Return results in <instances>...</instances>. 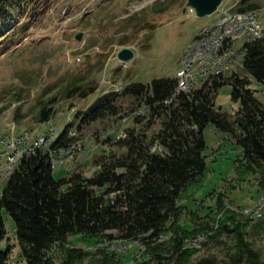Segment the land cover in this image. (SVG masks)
I'll return each instance as SVG.
<instances>
[{
	"label": "trees",
	"instance_id": "1",
	"mask_svg": "<svg viewBox=\"0 0 264 264\" xmlns=\"http://www.w3.org/2000/svg\"><path fill=\"white\" fill-rule=\"evenodd\" d=\"M50 1L0 0V53L35 22ZM235 5L247 10L261 6L257 0H239ZM162 8L157 5L154 9ZM140 13L136 11L130 17L139 22L145 16ZM147 27L152 30L155 26L148 23ZM243 52L249 75L221 73L199 87L180 90L177 77L171 75L156 76L147 82L130 81L120 89L99 94L84 109L76 111L74 125L75 121L66 122L48 149L36 147L23 154L8 175L0 192V240L7 234L5 210L14 220V234L27 264H75L87 251L76 244L68 246V235H84L93 241L137 240L147 247L149 258L158 263L174 258L175 264H189L193 250L181 248L183 238L210 224L202 213L179 200L182 191L201 180L207 170L204 129L209 122L232 134L242 146L237 159L239 167L246 174L257 173L259 184L264 187V101L251 87L250 78L264 82V36L246 41ZM227 83L232 84V98L240 103L233 116L216 104L219 88ZM96 87L93 76L71 78L58 92L38 98L33 121L50 119L56 111L54 103L61 96L84 97ZM13 97L22 98L20 87L14 90ZM122 97L136 102L130 108L146 110L134 115L141 125L126 127L123 136L108 131L115 149L94 158L96 172L86 174L75 169L56 177L49 150L72 146L77 139L73 127L78 129L105 114L121 117ZM18 109L15 118H19ZM226 196L224 191H218L215 203L207 205L208 214L212 215L215 205L216 216L220 215L211 239L231 232L238 238V251L233 254L236 263L245 260L248 264H264L259 252L245 240L243 222L239 213L226 205ZM185 212L191 219L181 221ZM164 235H169L168 239L160 238ZM55 245L64 250L57 262L50 252ZM9 251L10 243L0 248V264H7ZM104 255L119 263L125 260L121 253ZM214 263V259L204 258L192 264Z\"/></svg>",
	"mask_w": 264,
	"mask_h": 264
},
{
	"label": "rangeland",
	"instance_id": "2",
	"mask_svg": "<svg viewBox=\"0 0 264 264\" xmlns=\"http://www.w3.org/2000/svg\"><path fill=\"white\" fill-rule=\"evenodd\" d=\"M187 1L51 0L35 22L25 32L13 38L5 51L0 53V145L5 137L17 135L24 130L43 133L55 125V133L51 135L53 139L66 122L75 121L74 125L76 111L84 109L99 94L120 89L130 81L147 82L156 76H175L183 50L192 41L199 27L219 18V9L202 16L194 8L191 9L192 6ZM257 1L261 6L255 10L264 24V0ZM238 2L239 0H223L221 4L223 7H233ZM157 5H163V8L154 9ZM136 11L141 12L140 15L145 14L139 22L136 17H130ZM148 23H153L155 27L150 30ZM77 33H81L79 38L76 37ZM234 42L235 48L240 49L245 38L239 36ZM124 45L130 46L134 51L133 56L126 61L120 60L116 55L118 49ZM227 46L222 49L226 51V63L222 73L225 76L234 72L249 75L241 54H237L230 62L229 58L233 53L228 52L230 46ZM188 54L186 59L189 58ZM77 76H93L96 89L84 97L61 96L54 103L56 111L50 119L40 123L33 121L32 113L38 106V98H46L55 91L58 92V88ZM250 78L251 87L264 101V82L252 76ZM19 87L22 98L17 100L13 97V92ZM231 92L232 84L221 86L216 95V104L233 116L240 103L232 98ZM121 101V117L119 114H105L78 129L73 127L72 131L77 136L73 146L54 149L63 154L61 158L55 157L56 163L52 171L56 177L75 169L86 174L96 172L98 166L94 163V158L100 153L115 149L111 144L112 140L108 138V131L119 136L126 127L141 125V122L135 120L134 114L131 115L137 110V113L141 112L139 108H130L136 102L130 103V99L123 97ZM5 104L8 105L2 107ZM18 107L19 118H15ZM204 134L207 141V170L201 180L189 184L182 191L179 201L202 213L210 225L207 229L185 236L181 248L188 246L186 249L193 250L189 264L204 258L214 259V264H248L245 260L236 263L237 257H233L238 251V238L235 234L223 232L211 239L220 215L216 216L215 205L212 215L216 218L208 214L207 205L215 203L218 191H224L227 194L226 205L239 213L238 218L243 222L241 230L245 240L259 252L261 260L264 261V207L261 213H246V209L252 208L264 197V187L259 184L260 176L257 173L246 174L244 168L239 167L237 159L242 153V146L235 141L232 134L218 128L213 122L206 125ZM50 138L49 141L52 140ZM74 146L79 148L74 150ZM3 148L0 146V149ZM6 171L0 173V192L7 182ZM246 217L251 219L247 221ZM3 218L7 234L0 240V248L10 243L7 264H27L20 254L14 234V220L5 210ZM190 219L188 212L183 213L181 221ZM110 231L117 233L115 229ZM198 234H202L203 239L194 243L193 239ZM168 236L160 238L168 239ZM65 241L68 246L76 244L87 251L75 260V264H133L135 261L140 264L142 260L150 259L147 247L137 240L93 241L84 235H68ZM50 252L55 262L64 255V250L58 245ZM104 252L121 253L125 255V260L119 263L105 256ZM143 264H175V259L163 260L161 263L150 259Z\"/></svg>",
	"mask_w": 264,
	"mask_h": 264
},
{
	"label": "bare ground",
	"instance_id": "3",
	"mask_svg": "<svg viewBox=\"0 0 264 264\" xmlns=\"http://www.w3.org/2000/svg\"><path fill=\"white\" fill-rule=\"evenodd\" d=\"M250 12H255V11L254 10H245V11H241V14H249ZM219 34H220V23H212V27L210 29H199L197 31V33L195 35V43H196V45H205V43L207 41H215L216 40V45L214 46V49L211 50L208 53L207 56H203V64H211V67L208 70L207 74L206 73H199V79L197 80V82H193L191 84V82H192V73H181V70H182V63H181V67L179 68V70H177V77H178L177 79H178L179 90L180 89H186V88H194V87L200 86L208 78L214 77V76H217V75L221 74L222 73V69H223V67L225 66V63H226V58H225L226 51L225 50L222 51V49H223L224 46L228 45V46H230L228 52L231 51L230 53H233L232 48H233V45L235 46V42H234L235 38H237L239 36H243L245 38V41L253 39L252 37H248L247 35H243V29H242V26H240V18H238V17H231L229 25L226 27L224 32H222L220 35ZM263 35H264V26H260V35H256V38L257 37H263ZM196 47H197V51H195ZM190 52L192 54H188ZM228 52H227V55H228ZM238 52L243 53L242 50H240ZM186 54L189 55L190 59H191V57H193L191 60H189V58L186 59V62L187 63H194L195 60L197 61V58H199V47L198 46H191V50H189V52H186ZM139 110L144 111V112L146 111L145 109H140V108H139ZM137 111H134L132 113H137ZM54 130L52 131V133L54 132ZM52 133L47 138V145H48V142L51 141V140L49 141V138L51 137ZM50 139H52V137ZM43 146L42 145H34L29 150H27L25 153H29L30 151H32L36 147H43ZM48 148H49V146H48ZM49 151H51V161L54 164V163H56V160H55L56 158L55 157L58 156V154L61 153V152H57L56 150H51V149ZM60 151H62V150H60ZM67 152H69V151H67ZM73 154H74V152H73ZM22 156H23V151L22 150H15V157H10L9 160H7L3 165L0 166V173L3 170H7L6 172L9 175L10 172L16 167V165L18 164V162L20 161ZM64 156H66V155H64ZM61 157H63V155L60 156V158ZM4 167H6V168H4ZM263 198L256 205H254L252 208L246 209V213H248V212L249 213L250 212L253 213L254 211L258 212V213H261L263 211V207H264V199ZM207 235L209 236L210 234H207ZM202 239H203L202 234H198L193 239V242L194 243L195 242H199V240H202ZM184 247L186 248V246H184Z\"/></svg>",
	"mask_w": 264,
	"mask_h": 264
},
{
	"label": "built area",
	"instance_id": "4",
	"mask_svg": "<svg viewBox=\"0 0 264 264\" xmlns=\"http://www.w3.org/2000/svg\"><path fill=\"white\" fill-rule=\"evenodd\" d=\"M231 17L240 18V26H242L243 35H247L248 37L256 38V35H260V26H264L256 12H250L249 14H241V10L221 9L219 19L215 22H212L220 23V34L224 32L226 27L229 25ZM212 23L201 25L199 29H210L212 27ZM215 45L216 40L207 41L205 45H196L194 36L192 41L185 48L181 56V73H192L191 84L193 82H197V80L199 79V73H208L211 64H203V56H207L208 53L214 49ZM191 46L199 47V58H197V61H195L194 63H187L186 52H189V50H191ZM237 54L242 55L243 53L238 52V50L234 46L233 54L230 57V62L234 59ZM140 113H143V111H141ZM54 128L55 126H50V128L44 131L43 133L34 132L32 130H24L21 133H18L17 135L5 137L4 139H2L0 146H3L4 148L0 149V166L3 165L7 160H9L10 157H15V150H22L23 154H25V152L34 145H44L48 148L47 138L52 133ZM123 135H125V132L122 133V136ZM78 148V146H74V150H77ZM62 155L63 154H58V156ZM187 247L188 246H186V248Z\"/></svg>",
	"mask_w": 264,
	"mask_h": 264
},
{
	"label": "water",
	"instance_id": "5",
	"mask_svg": "<svg viewBox=\"0 0 264 264\" xmlns=\"http://www.w3.org/2000/svg\"><path fill=\"white\" fill-rule=\"evenodd\" d=\"M222 1L223 0H188L187 4L193 6L197 13L203 16L215 11ZM80 35L81 33H77L76 37L79 38ZM133 53L134 51L130 46L124 45L118 49L116 55L120 60L126 61L133 56Z\"/></svg>",
	"mask_w": 264,
	"mask_h": 264
}]
</instances>
